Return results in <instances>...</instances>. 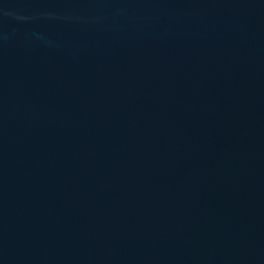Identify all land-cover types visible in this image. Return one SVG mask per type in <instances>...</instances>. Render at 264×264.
<instances>
[{
    "label": "water",
    "instance_id": "obj_1",
    "mask_svg": "<svg viewBox=\"0 0 264 264\" xmlns=\"http://www.w3.org/2000/svg\"><path fill=\"white\" fill-rule=\"evenodd\" d=\"M0 264H264V0H0Z\"/></svg>",
    "mask_w": 264,
    "mask_h": 264
}]
</instances>
